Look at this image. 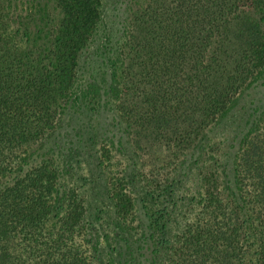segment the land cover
Masks as SVG:
<instances>
[{"label":"trees","instance_id":"16d2710c","mask_svg":"<svg viewBox=\"0 0 264 264\" xmlns=\"http://www.w3.org/2000/svg\"><path fill=\"white\" fill-rule=\"evenodd\" d=\"M3 1L0 264H98L87 250L85 196H78L82 203L70 199L60 205L62 176L52 164L53 150L42 149L63 111L60 104L68 99L79 118L91 120L75 83L82 77L91 84L104 68L105 83L114 77L118 85L120 127L140 135L132 143L144 139L162 142L176 154L190 151L243 90L262 86L264 0H144L131 10L120 44L107 33L94 39L106 27L104 5L83 0L54 51L53 19L14 12L11 0ZM258 126L251 125L245 160L234 170L243 209L224 199L212 174L202 173L205 199L187 228L189 242L177 248L165 241L162 264H264V126ZM114 144L119 149V142ZM27 179L32 187H21Z\"/></svg>","mask_w":264,"mask_h":264},{"label":"rangeland","instance_id":"374dc122","mask_svg":"<svg viewBox=\"0 0 264 264\" xmlns=\"http://www.w3.org/2000/svg\"><path fill=\"white\" fill-rule=\"evenodd\" d=\"M100 1L107 16L106 27L104 31L100 27L94 39L107 33L112 41L120 44L131 10L145 1L129 0L127 5V0H117L113 5L110 0ZM3 3L0 0V33L7 13ZM81 3L83 0H11L9 6L14 12H37L48 20L53 19L58 39L52 48L54 51L65 41L62 29L66 21L72 22L73 9ZM91 72L88 70L86 74ZM95 73L91 84H85L82 77L75 83L91 120L87 121L85 115L79 118L66 99L60 104V107L65 104L62 113L46 135L50 138L42 145V149L53 150L52 164L62 176L60 205L70 199L82 203L78 196H85L83 225H87L88 231L87 250L98 264H162L168 252L165 241H169L168 245L173 241L177 248L189 242L187 228L193 226L205 199L200 184L202 173L212 174L216 189L222 190L224 199L233 207L243 209L234 170L240 160H245L243 150L253 133L251 125L264 126V74L258 79L263 78L262 86L252 89L251 85L243 90L231 109L202 132L190 151L176 154L162 142L141 139L132 143L140 135L134 136L120 127L122 114L115 105L118 91L115 78L106 84L105 69ZM98 80L102 81L100 85ZM85 93L94 97L91 98L94 103ZM163 124L169 129L168 121L164 120ZM114 141L119 142V149ZM20 186L31 185L27 179ZM24 191L23 196L29 193L27 188ZM239 216L246 217L242 210Z\"/></svg>","mask_w":264,"mask_h":264}]
</instances>
